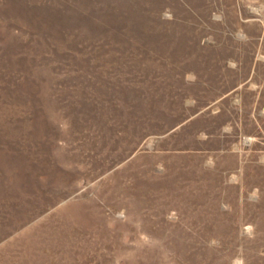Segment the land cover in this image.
<instances>
[{"label":"rangeland","instance_id":"obj_1","mask_svg":"<svg viewBox=\"0 0 264 264\" xmlns=\"http://www.w3.org/2000/svg\"><path fill=\"white\" fill-rule=\"evenodd\" d=\"M0 264H264V0H0Z\"/></svg>","mask_w":264,"mask_h":264}]
</instances>
